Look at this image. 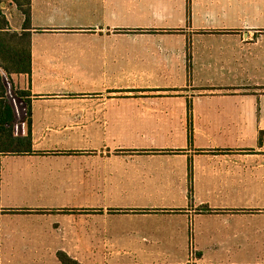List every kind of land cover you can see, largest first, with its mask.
<instances>
[{
  "label": "crops",
  "instance_id": "1",
  "mask_svg": "<svg viewBox=\"0 0 264 264\" xmlns=\"http://www.w3.org/2000/svg\"><path fill=\"white\" fill-rule=\"evenodd\" d=\"M30 7L33 154L1 159L0 264H264V0ZM151 123L163 146H109ZM79 140L103 147H60Z\"/></svg>",
  "mask_w": 264,
  "mask_h": 264
},
{
  "label": "trees",
  "instance_id": "2",
  "mask_svg": "<svg viewBox=\"0 0 264 264\" xmlns=\"http://www.w3.org/2000/svg\"><path fill=\"white\" fill-rule=\"evenodd\" d=\"M22 13L25 24L20 33L11 30L6 15L0 11V200L2 156L33 154L31 92L17 93L19 105L11 100L5 81L12 75L29 78L32 75L30 0ZM60 259L64 264H78L65 254H60Z\"/></svg>",
  "mask_w": 264,
  "mask_h": 264
},
{
  "label": "rangeland",
  "instance_id": "3",
  "mask_svg": "<svg viewBox=\"0 0 264 264\" xmlns=\"http://www.w3.org/2000/svg\"><path fill=\"white\" fill-rule=\"evenodd\" d=\"M17 3L24 4V9L27 8V0H15ZM11 0H0V11L1 7H8ZM23 6V5H22ZM23 10V9H22ZM3 12V11H2ZM8 16L15 28H21L24 17L19 11L7 12ZM9 90V96L12 101H16L17 104L21 105V100L18 99L17 93L19 91L28 92V80L27 77H20L12 75L8 79H5ZM24 112H22V116ZM25 116V115H24ZM122 128H127L123 132H118L115 138L109 142L111 147L120 148H131V147H160L164 145L163 137L159 133L158 128L160 127L157 123L151 124H133V125H120ZM170 136H168L169 138ZM103 147L102 145L87 144L86 141H74L65 143L61 148H89V147ZM110 148V147H109ZM123 254V253H122ZM128 256L124 258L126 264H172V262L185 258H192L193 253H177V252H133L126 253ZM205 260L218 261L219 259L235 260L238 257V253H204ZM126 256V255H125ZM114 264V263H112Z\"/></svg>",
  "mask_w": 264,
  "mask_h": 264
}]
</instances>
